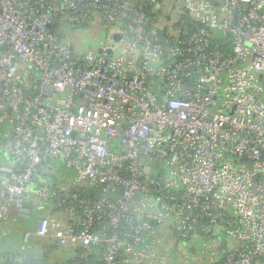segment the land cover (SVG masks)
Returning <instances> with one entry per match:
<instances>
[{"label": "built area", "instance_id": "1", "mask_svg": "<svg viewBox=\"0 0 264 264\" xmlns=\"http://www.w3.org/2000/svg\"><path fill=\"white\" fill-rule=\"evenodd\" d=\"M0 149L74 264H264V0H0Z\"/></svg>", "mask_w": 264, "mask_h": 264}, {"label": "crops", "instance_id": "2", "mask_svg": "<svg viewBox=\"0 0 264 264\" xmlns=\"http://www.w3.org/2000/svg\"><path fill=\"white\" fill-rule=\"evenodd\" d=\"M13 170L14 164L1 151L0 189L4 187L7 177ZM36 175L34 182H45L59 189H69L73 171L64 168L60 163L52 162L48 166H41ZM41 216L60 218L62 212L52 201H48L43 205L34 201L30 211L23 212L21 209L19 212H14L10 220L0 221V264H4L6 258L15 259L18 264H22L32 256L46 258L49 263H65L73 257L72 250L60 247L52 239L41 238L33 234V230L36 228L37 221ZM25 232H31L28 241H24L23 235Z\"/></svg>", "mask_w": 264, "mask_h": 264}, {"label": "trees", "instance_id": "3", "mask_svg": "<svg viewBox=\"0 0 264 264\" xmlns=\"http://www.w3.org/2000/svg\"><path fill=\"white\" fill-rule=\"evenodd\" d=\"M68 193L64 192L63 193V196L62 197H67ZM52 201V200H51ZM54 204L55 201H52ZM206 241H208V238H205L203 237ZM225 245H223V242L220 241V249L224 248ZM219 249L218 251V254H221V250ZM101 250V247H96V248H93L91 249L89 252H88V260L87 261H84L83 259L79 260L80 262L82 263H85V264H99L100 261L97 259L96 255L98 251ZM82 253V250H79V249H76L73 251V254L76 256V254H80ZM73 255V257L65 262V263H58V262H48L46 258H38V257H35V256H32L30 259H28L27 261H24L22 264H74L76 263V257ZM4 264H18V262L15 260V259H12V258H6L4 260Z\"/></svg>", "mask_w": 264, "mask_h": 264}, {"label": "rangeland", "instance_id": "4", "mask_svg": "<svg viewBox=\"0 0 264 264\" xmlns=\"http://www.w3.org/2000/svg\"><path fill=\"white\" fill-rule=\"evenodd\" d=\"M103 39H104V33H101L100 37H96L94 39H91V37H89V33H84V36L82 37L81 40H82L84 46L87 47L89 45H97L99 43V41L103 40ZM221 238L222 237H220L218 239V242L221 241ZM205 242H206V240L204 238L197 236V237L193 238L192 240L186 241V243H188V244L182 245V247H183V250H185L186 252L191 251L192 245H193L192 246L193 248H195L196 250H199L201 247L204 246ZM216 243H217V241H216ZM189 247H190V250H189Z\"/></svg>", "mask_w": 264, "mask_h": 264}, {"label": "water", "instance_id": "5", "mask_svg": "<svg viewBox=\"0 0 264 264\" xmlns=\"http://www.w3.org/2000/svg\"><path fill=\"white\" fill-rule=\"evenodd\" d=\"M31 207H32V202L31 201H25L23 203L22 211L23 212H28V211H30Z\"/></svg>", "mask_w": 264, "mask_h": 264}]
</instances>
